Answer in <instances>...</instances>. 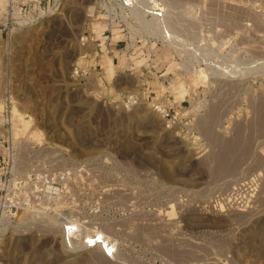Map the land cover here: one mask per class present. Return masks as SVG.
I'll return each mask as SVG.
<instances>
[{
  "label": "rangeland",
  "instance_id": "obj_1",
  "mask_svg": "<svg viewBox=\"0 0 264 264\" xmlns=\"http://www.w3.org/2000/svg\"><path fill=\"white\" fill-rule=\"evenodd\" d=\"M102 7L0 32V264H264V0Z\"/></svg>",
  "mask_w": 264,
  "mask_h": 264
},
{
  "label": "built area",
  "instance_id": "obj_2",
  "mask_svg": "<svg viewBox=\"0 0 264 264\" xmlns=\"http://www.w3.org/2000/svg\"><path fill=\"white\" fill-rule=\"evenodd\" d=\"M45 3V0H0V32L5 33L6 35H9L12 31L16 30H22L26 27L32 26L34 23H36L40 18L41 14L43 13V5ZM102 8L104 11V17L106 20L108 19L107 25H109V34L112 35L113 29H115L118 33L121 34L126 30L127 32L132 29L133 26L137 24V10L139 7V0H102ZM144 17L149 16L152 19L162 21L164 18V15L162 13V8L157 5H150L148 8L144 9L142 11ZM114 26V28L112 27ZM109 39V46L111 47H117L118 42L123 41L124 39L120 40H112ZM155 41L158 40L157 38L154 39ZM174 36L168 34L165 31L164 34V41H166L165 44H169L170 42L174 41ZM178 40V39H177ZM156 46V43H155ZM130 47L125 43L123 50L119 53L120 58L126 52L124 50H128ZM178 54L176 52V57L182 60V53L180 48H178ZM171 55H168L167 58L163 61V64L165 65L163 70L155 71L154 74L156 75V78L160 81H166L169 76H171L174 72V69L170 70V66L174 62L173 54L170 52ZM128 58H130L129 65H126L123 67L124 70H131V71H139L141 68H146V64L148 63V58L142 59L139 61L133 60L131 58V55H128ZM122 59V58H121ZM121 59L119 62H121ZM145 61V62H144ZM119 64V63H118ZM128 68V69H127ZM195 71V69H194ZM151 90V89H150ZM157 96V95H155ZM163 115L165 117L169 116V113L166 111V109H163L162 111ZM171 122H174L173 119H171ZM3 233V231H0V235ZM63 233L65 236H68V234L71 233L70 227H65L63 229ZM99 239L96 237V240ZM98 244H101V248L104 249L107 253V255H111L109 251H107V246L104 243L98 242ZM85 246L87 247H94L90 246L89 244Z\"/></svg>",
  "mask_w": 264,
  "mask_h": 264
},
{
  "label": "bare ground",
  "instance_id": "obj_3",
  "mask_svg": "<svg viewBox=\"0 0 264 264\" xmlns=\"http://www.w3.org/2000/svg\"><path fill=\"white\" fill-rule=\"evenodd\" d=\"M96 25L98 26V24H96ZM97 26H96V27H97ZM181 84H182V83H180V84L177 86V88H178V87L181 88V86H182ZM183 87H184V86H183ZM185 90H186V88H185ZM183 94H184V93H183ZM181 95H182V93H181ZM64 236H65V235H64ZM85 239H86V241H85L84 244H86V245L89 244L90 246H94V245H96V240H95V239H92V238H90V237H89V238H85ZM110 248H111L110 245H108V246H107V249H110ZM105 254H107L106 251H105Z\"/></svg>",
  "mask_w": 264,
  "mask_h": 264
}]
</instances>
